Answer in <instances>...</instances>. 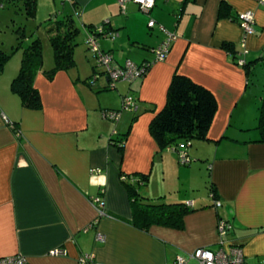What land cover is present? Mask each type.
I'll return each instance as SVG.
<instances>
[{"label": "crops", "instance_id": "0c3cea01", "mask_svg": "<svg viewBox=\"0 0 264 264\" xmlns=\"http://www.w3.org/2000/svg\"><path fill=\"white\" fill-rule=\"evenodd\" d=\"M221 2L228 4L230 17L219 18ZM154 3L146 14L133 2L121 12L118 0H72L69 10L62 12L77 19L85 36V26L110 22L118 37L98 42L119 64L153 61L149 53L165 39L160 26L175 36L166 59L154 63L137 86L136 98L151 117L139 120L144 113L125 111L126 118L121 112L120 119L110 124L101 111H117L123 93L97 96L72 70L52 81L37 74L42 109H22L9 89L19 67L5 68L0 79V264L17 255L26 264H77L81 255H92L102 264H174L177 257L187 258L199 248L215 251L219 219L229 227L226 241L242 247L245 264H264V144L253 143L259 137L256 127L264 102V3ZM246 11L255 15V33L247 36L234 21ZM151 20L156 23L152 30L148 28ZM224 43H230L236 56L248 63V71L234 63ZM175 72L207 88L217 100L208 141L195 146L196 150L207 147L209 181L219 194L218 208L212 207V200L198 203L155 183L154 175L165 174L175 153L159 151L148 127L165 104ZM109 98L116 109L107 108ZM7 120L19 123L20 140ZM126 132L121 154L111 137ZM178 143L183 146L184 142ZM143 174L149 175L139 189L143 197L152 202L193 203L194 211L184 217L181 229L153 225L143 231L133 226L122 176ZM97 196L103 199L102 216L92 202ZM97 234L105 237L104 242L96 240ZM55 249L63 255H51Z\"/></svg>", "mask_w": 264, "mask_h": 264}, {"label": "trees", "instance_id": "16d2710c", "mask_svg": "<svg viewBox=\"0 0 264 264\" xmlns=\"http://www.w3.org/2000/svg\"><path fill=\"white\" fill-rule=\"evenodd\" d=\"M61 2L62 4H72V0L70 3L63 2L62 0ZM7 3L11 5L21 4L27 17L32 18L35 16L37 0H0V8H4ZM183 7L184 6L180 7V12L184 10ZM229 9L227 3L221 2L218 13L219 18L230 17ZM101 25L107 29V32L112 31L110 22L106 21ZM96 26L98 25L90 24L85 26L87 34L93 33ZM154 27L148 28L152 30ZM159 29L161 32H165V29L161 26ZM45 30L53 53V66L50 69H45L43 66V52L40 40L26 37L22 29L16 30L18 45L13 47L12 52L7 53L0 48V79L11 56L15 51L21 52L20 65L17 73L10 82L9 89L10 92L18 98L22 109L31 111H40L42 109L41 94L39 89L35 86V77L37 74L42 73L45 79L52 81L57 74L69 72L76 67L74 53L78 46L77 39L79 28L76 26L74 18L71 15H55L48 19L45 24ZM132 44L138 47L140 45L141 47V44H137L136 42ZM223 46L231 53L233 61L236 64L237 56L233 46L230 43H224ZM100 49L103 50L101 46ZM97 67L99 66L96 64V66L93 67V75L82 80L83 83L97 94L115 89L116 83L111 85L110 82L104 81L105 85L96 90L94 86L99 78L94 80V76L98 74L99 77L101 76L104 78L103 70L97 72ZM242 67L246 71L249 70L248 63ZM108 110L111 109L101 111L102 117L103 112ZM216 111L217 100L210 90L195 83L188 76L175 72L166 92L165 104L163 108L152 117L148 130L155 140L159 151L169 148L177 149L179 140H183V142L189 144H191L192 140L208 141L207 134ZM103 119L109 121L104 117ZM135 119L136 117L133 118V121ZM6 124L16 138L20 140L21 132L19 123L17 121L7 120ZM256 130L259 133V137L253 143L264 144V102L259 108ZM127 137V132L115 136V138L111 137V144L117 147L121 154L123 153ZM124 176L127 178L131 176L134 178L136 177L133 175H123L122 177ZM148 179V174L140 175L139 178L136 177L135 183L130 181L127 182L128 180L122 179L132 208L133 226L143 231H147L149 227L153 225L181 229L184 217L190 212H193L194 209L186 206V202H152L146 197H143L139 189L147 184ZM209 189V195L213 202L212 207H214L215 202L220 201V197L215 185L211 182Z\"/></svg>", "mask_w": 264, "mask_h": 264}, {"label": "rangeland", "instance_id": "374dc122", "mask_svg": "<svg viewBox=\"0 0 264 264\" xmlns=\"http://www.w3.org/2000/svg\"><path fill=\"white\" fill-rule=\"evenodd\" d=\"M68 11L69 7L66 3L65 6L62 4L61 0H37L36 12L34 17H27L25 12L23 11V7L21 4L11 5L6 4L4 8H0V48L7 53L12 52L13 47L18 45L17 33L16 30L22 29L26 35V37L39 39L42 52H43V66L45 69H50L53 66V53L52 48L49 42V39L46 34L45 24L51 17L57 15H62V12ZM76 26L79 28V35L77 39V47L74 53V59L76 67L72 69L74 73L83 77L84 79L93 75V67L96 66L95 60L92 58L91 53L87 49L86 46V36L80 26H78V21L74 18ZM156 31V30H154ZM153 33V31L151 32ZM165 33V32H164ZM160 32V34L166 36V33ZM152 35V34H151ZM153 38H156L158 34L152 35ZM146 53V52H144ZM20 51H15V53L11 56L8 61L6 68H9L8 71H13L17 69L20 65ZM153 59V53H149ZM49 60V61H48ZM51 61V62H50ZM51 63V64H48ZM159 63V62H156ZM103 69L100 67L96 68L97 72H101ZM98 75V74H97ZM145 77V76H144ZM143 79V78H142ZM140 79L135 80L132 83L126 81H120L116 83V88L109 92H101L97 94L105 95L109 94L117 95L123 93L124 98L120 101V107L117 109L123 113L122 118H126V112L129 114H135L134 111H126L123 110L122 101L125 98H128L136 105V111L138 113H144L143 116L139 118H143L144 116H150L151 112L145 111L143 109L144 105L141 104L136 98V91H138ZM104 78L99 77L98 81L95 84L96 90L99 87L104 86ZM262 89V88H261ZM166 96V94H165ZM113 98V96H112ZM166 98V97H165ZM108 103V104H107ZM107 108L116 109L113 107L114 100L108 99ZM147 108L149 106H146ZM126 111V112H125ZM109 122V121H108ZM110 124H114V122H109ZM132 123V121H131ZM131 125V124H130ZM232 133H235L234 131ZM237 134H240L237 132ZM202 143L198 140H192L191 145L186 148L189 154V163L183 164L179 161V156L177 154L174 155L173 162L168 161V168L163 173H158L157 178L154 175V179H156L155 183L163 184L167 189H175V195L191 197L192 200L199 202L209 201L211 200L209 197V187H210V164L206 161V155L208 153L207 147H202L196 150L195 144ZM186 145V142L183 143V146ZM152 185V184H151ZM187 199V198H186Z\"/></svg>", "mask_w": 264, "mask_h": 264}, {"label": "built area", "instance_id": "2783aa9c", "mask_svg": "<svg viewBox=\"0 0 264 264\" xmlns=\"http://www.w3.org/2000/svg\"><path fill=\"white\" fill-rule=\"evenodd\" d=\"M63 2L70 3L71 0H62ZM133 2L136 4L140 11L148 14L151 9L154 7V0H118L119 6L124 12L125 6L127 3ZM261 3H264V0H260ZM1 7V6H0ZM236 21L245 36L252 35L255 33V15L251 11H246L238 13L234 19ZM154 21L148 23V27H154ZM166 39L158 46L156 49H152L154 59L153 61H145L141 64H135L131 61H125L123 64H119L115 61L113 54L111 52H105L100 49L98 43L99 39H106L108 41H113L118 37V34L113 31H108L103 25H98L94 29L93 33H88L86 37V46L89 52L92 55V58L95 60L96 64L103 69V75L106 81L110 82L111 85L120 82L126 81L129 83L134 82L146 75L149 68L156 62H162L166 59L169 50L171 48V43L173 42L175 36L166 32ZM96 34V35H95ZM98 34V35H97ZM101 36V37H100ZM246 53V51H245ZM236 64L239 66H244L246 61L242 57L236 58ZM99 78V76H94V80ZM123 110L126 111H135L136 105L125 98L122 101ZM121 111L108 110L103 112V117L111 122H117L120 119ZM190 146L189 143H186L185 146H178L177 149L169 148L170 151H173L179 156V161L183 164L189 163V155L186 148ZM122 179L129 180L130 182H135L134 177H122ZM93 205L97 209L99 215L104 214L103 210V199L100 196H97L92 200ZM192 202H186V206L192 207ZM220 202H215L214 208H218ZM90 228V226H89ZM217 231L219 234V241L217 242V249L212 251L208 248H199L194 252L190 253L187 258L177 257L174 264H188L191 260L195 261L197 264H245V256L242 247L237 245H230L226 239L228 236L227 224L224 220L219 219L217 224ZM96 240L98 242H104L105 237L101 234L96 235ZM63 251L55 249L50 251V254L53 256L63 255ZM1 264H26L24 257L19 255L5 258L1 260ZM77 264H102L95 261L92 255H81L77 260Z\"/></svg>", "mask_w": 264, "mask_h": 264}, {"label": "water", "instance_id": "95a60500", "mask_svg": "<svg viewBox=\"0 0 264 264\" xmlns=\"http://www.w3.org/2000/svg\"><path fill=\"white\" fill-rule=\"evenodd\" d=\"M227 229H228V231H229V227H228Z\"/></svg>", "mask_w": 264, "mask_h": 264}]
</instances>
